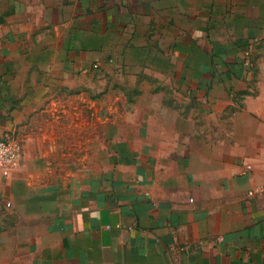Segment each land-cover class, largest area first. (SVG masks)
Returning <instances> with one entry per match:
<instances>
[{"label":"crops","instance_id":"crops-1","mask_svg":"<svg viewBox=\"0 0 264 264\" xmlns=\"http://www.w3.org/2000/svg\"><path fill=\"white\" fill-rule=\"evenodd\" d=\"M107 77L145 80L87 120L114 161L3 179L0 264H264V0H0V137L62 142L56 96Z\"/></svg>","mask_w":264,"mask_h":264},{"label":"rangeland","instance_id":"rangeland-1","mask_svg":"<svg viewBox=\"0 0 264 264\" xmlns=\"http://www.w3.org/2000/svg\"><path fill=\"white\" fill-rule=\"evenodd\" d=\"M86 79L73 80L67 94L58 95V101H64L70 106L69 110L62 111L64 119L67 120V127L64 130L70 135L63 137L62 142H54L55 131L50 129L46 131V123H38V128L31 126L29 117L22 136L16 135V140L22 146V160L20 165L29 167L32 172L37 170V178L54 180L56 178L69 177L74 172L87 171L94 173L103 170L114 161L113 156L109 158L111 148L114 146L105 135L104 128L101 133V141H88V136L93 134V128H88V122L94 113V105L99 106L101 103L112 102L122 104L124 102H135L140 88L144 85L145 80L131 78H102V80ZM94 84L100 89L94 88ZM110 89H117L118 94H107ZM123 92L121 94L120 92ZM60 99V100H59ZM78 103H84L85 112H78ZM85 113V117L83 116ZM121 113V112H119ZM105 114V113H104ZM35 115L33 118L35 119ZM46 116H39V121ZM78 119H86L87 140L85 143L78 142L77 137L72 135L77 131ZM35 125V124H34ZM35 133L42 134L36 137ZM67 134V133H66ZM47 139L52 141L46 142ZM120 145L117 144V147Z\"/></svg>","mask_w":264,"mask_h":264},{"label":"built area","instance_id":"built-area-1","mask_svg":"<svg viewBox=\"0 0 264 264\" xmlns=\"http://www.w3.org/2000/svg\"><path fill=\"white\" fill-rule=\"evenodd\" d=\"M21 145L9 134L0 137V182L20 166ZM249 196L264 194V184L248 192Z\"/></svg>","mask_w":264,"mask_h":264}]
</instances>
